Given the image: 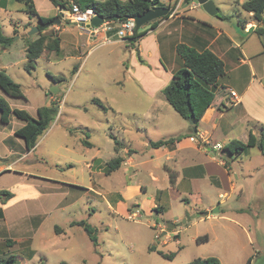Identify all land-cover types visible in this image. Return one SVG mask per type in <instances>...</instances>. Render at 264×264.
<instances>
[{
    "label": "crops",
    "instance_id": "crops-1",
    "mask_svg": "<svg viewBox=\"0 0 264 264\" xmlns=\"http://www.w3.org/2000/svg\"><path fill=\"white\" fill-rule=\"evenodd\" d=\"M10 1L12 0H9L8 4ZM33 1L38 17H45L40 14L36 1ZM99 1L103 2L104 0ZM162 1L164 2V0ZM175 1L168 0L169 5L173 6ZM246 1H239L238 8H241V5ZM60 2L63 3V1ZM197 7L200 6L195 4L188 7L183 6V0H179L176 6L177 10L174 9V16H169L160 22L150 23L144 30L146 35L133 47L119 39L114 33L102 30L99 34L88 35L74 25H66V19L60 11L63 8L54 6L53 9L56 13L52 17L60 16V23L55 24L46 32L58 31L61 52L59 54L52 52L51 55L42 54L40 58L44 57L49 62L56 58L77 61L86 55L88 57L90 52L85 54V49L100 41L111 44L119 43L122 53L119 64L123 77L122 80H118L117 84L124 88L126 80L133 81L155 100L154 104L156 105L142 116L145 118L146 125L156 134L154 136L147 134L144 138L145 142L142 145L141 153L145 156L140 159L139 163H136L134 161L136 152L127 146L125 139H120L118 135L114 134V131L119 135L127 134L131 128L130 125L124 120H121V123L116 118L114 121L103 120V134L104 136L109 135L114 142L117 140L120 143L119 152L117 153L116 150L115 152L123 158V163L118 170L111 174H107L108 163L104 169L102 166H97L98 157L92 156L85 163L90 175H94L93 169L98 167L102 171V175L98 174L99 177H108L120 172L122 179L119 178L121 184L113 194H108L100 184L96 183L92 184L89 191L98 198H102V203L107 201L110 211L127 215L128 218L134 215L153 217L155 212H165L167 215L171 204L170 197L185 202L192 212L201 214V221L206 219V221L215 222L214 231L207 233L210 239L224 249V253L213 254L220 259L222 264H231V260L237 258L238 255L241 259L245 258V264L250 258H252L250 264H256L255 260L264 255V242L259 240V236L264 235V228H260V224L257 222L258 211L264 207V155L258 147H253L243 155L227 156L222 150H215L214 146L224 147L233 140L246 143L251 134L260 140L264 133V37L255 32L258 27L264 25V14L263 21L258 23L254 20L252 13L246 12V17L240 13L242 17L238 21L242 30L240 32L239 29L231 25L228 26L225 23L227 20H222L217 16H215L217 21H214L206 17L210 15H197L195 13ZM0 9L5 12L7 10V8ZM219 13H221L220 9ZM25 15L29 20L27 22L29 29L38 26L37 17L29 18L27 14ZM38 38L37 34L32 37L27 35L25 44L21 47H16L13 42L8 48L0 45V71L9 73V69L15 67L14 59L17 58V52L20 56L25 57L27 63V45ZM179 44L193 47L199 52L210 50L225 65V75L213 88L214 101L203 115L197 128L198 139L192 136L188 121L181 117V120L174 119L177 117L170 118L171 111L167 108L166 103L169 106L170 104L162 93L172 80L173 74L183 66V61L176 51ZM137 53L145 65L139 62ZM7 56L10 57V60ZM127 57L131 58V63H127L129 61ZM86 66L87 62L84 60L74 66L77 69L71 78L73 83L78 81ZM53 75L67 78L61 72H56ZM145 76L149 82L146 81ZM54 85L59 87L57 95H60L61 87L64 85ZM231 90L236 92L239 97V102L235 105H232ZM163 97L166 101H163ZM51 98L57 97L52 96ZM157 99H159V103ZM93 100L92 104H94ZM49 105L48 101L47 106ZM107 108H109L107 112L100 109L104 113L116 117L113 109ZM61 119L62 114L56 118L54 123L61 124ZM117 121L119 123H115ZM11 122L12 120H10ZM12 126L9 135L16 136V131L22 128L24 123H13ZM61 126L65 129L66 136H75L79 141H82L87 154L95 149L96 145L90 139L96 129L82 125L61 124ZM141 131H145V134L148 133L147 128L145 130L137 128V132ZM178 136H182V139L174 143L159 148H154L151 145V143ZM84 142H88L90 146H86ZM5 151L6 156L11 154V151ZM132 151L133 153L130 154ZM31 152H35V148L28 150L25 155ZM96 154L98 155L99 152ZM12 165L1 167L0 171L3 173L0 176L9 172ZM69 167L71 168V166ZM125 167L128 168L126 172L122 171ZM139 171H144L150 188L147 183L136 180ZM171 175L174 176V184H171ZM62 187L66 188V186ZM143 195H149V197L142 199ZM62 205L63 202L55 203L54 209H59ZM215 209H219V212L213 215L212 212ZM7 210V204L0 200V249H3L7 240L10 239V234L7 232V229H11L7 223ZM206 212L209 213L208 216L205 215ZM72 223L70 225L75 224ZM168 224H176V221L168 222L166 225ZM166 225L150 224L149 227L156 233L162 232L163 236H168L166 240H170L171 235H164ZM31 226L35 232L39 231L41 227L40 224H34V222L31 223ZM176 233L171 232L174 236ZM155 239H160L158 234L155 235ZM13 242L14 244L10 248L15 249L18 241L13 240Z\"/></svg>",
    "mask_w": 264,
    "mask_h": 264
},
{
    "label": "rangeland",
    "instance_id": "rangeland-1",
    "mask_svg": "<svg viewBox=\"0 0 264 264\" xmlns=\"http://www.w3.org/2000/svg\"><path fill=\"white\" fill-rule=\"evenodd\" d=\"M35 1L42 16L52 17L56 13L49 0ZM59 1L67 5L63 9L69 8L70 0ZM239 1L241 0H213L221 13L229 17L225 23L242 32L238 25V21L242 18L240 13L245 17L247 15L242 8H238ZM163 3L169 5L168 0H164ZM24 10L25 5L14 0L9 2L6 12L0 9V25L3 33L13 38L16 47L24 46L27 35L29 36L34 28L29 29L27 24L29 20ZM196 11L197 15H209L202 7H197ZM206 17L217 21L215 17ZM65 22L66 25H72L67 19ZM148 25L142 27L141 32L147 29ZM112 27L120 29L121 25H112ZM51 31L58 34L56 30ZM127 43L133 47L136 45V43L134 45ZM88 52H90L88 57L86 55L77 61L56 58L49 62L41 57L31 73L25 69L24 56H20L17 52V58L13 57L16 65L9 69L7 74L21 86L25 99L9 98L1 90L0 97L6 99L12 109L22 110L35 118L37 110L47 106L48 101L57 103L58 116L62 114L61 124L82 125L96 129L90 139L96 147L87 154L82 141L75 136H66L61 124L54 123L39 137L35 152L25 155L29 150L25 142L9 135L13 123L23 122L13 115L10 124L0 123V168L13 164L9 172L0 176V192L9 191L14 195L5 203L8 209L7 223L11 227L7 232L10 234V239L18 241L15 249L7 246L0 249V257L13 255L15 264H191L195 259L215 257L213 254L224 253L223 247L210 237L208 242H197L198 238L208 235L207 232L214 231L215 222L206 219L201 221V214L192 212L185 202L170 197L171 204L167 215L165 212H155L153 217L143 215L130 219L127 215L110 211L107 201L102 203V198L89 191L92 184L96 183L100 184L108 194H113L121 184L119 178L122 179L120 172L108 177H99L98 174L102 175V171L98 167L93 169L94 175H90L85 163L92 156L98 157L97 166H102L104 169L108 162L118 156L115 152L114 140L109 135L103 134V120L114 121L116 118L130 125L127 134L119 135L116 131L114 134L120 139H125L127 146L136 152L134 161L139 163L145 156L141 153L144 138L147 134L150 136L156 134L146 125L142 115L156 104H154L155 100L137 83L126 80L124 88L117 84L123 77L119 64L122 59L119 43L100 41L85 49L84 53ZM43 54L53 53L44 51ZM7 58L10 60L9 56ZM127 59H129L127 63H131V58L127 57ZM83 60L87 62L86 69L78 81L73 83L71 71ZM56 72L65 74L68 82L64 83L65 85L61 84L64 86L61 87L60 95H51L50 89L54 86V82L48 74L53 75ZM145 78L149 82L146 76ZM52 96L57 98L52 99ZM93 99H99L105 106L111 107L116 117L104 113L102 109L92 104ZM162 99L166 101L164 97ZM157 101L159 103V99ZM166 105L171 111L170 118L180 119L174 109L167 103ZM137 128L141 130L147 128L148 133L137 132ZM5 150L11 151V154L6 156ZM127 169L125 167L122 171L126 172ZM1 173L3 171H0ZM136 180L147 183L150 188L144 171L137 173ZM148 197L149 195H143L141 198ZM59 202H63V205L59 209H54V204ZM258 214L257 222L260 228H264V207L258 211ZM82 221L96 229L97 246L91 242L83 227L70 225L72 222L74 224ZM172 221H176V224L166 225ZM32 222L41 225L39 231L35 232L31 226ZM150 224L166 225L164 232L166 235H171V239L166 240L168 236H163L160 231L154 232L149 227ZM171 232L177 233L174 236ZM156 234L160 239H155ZM259 240L264 242V235L259 236ZM150 247H155L166 254L173 253L175 258L165 259L157 252H150ZM254 258L256 259V256ZM255 261L256 264H264V255ZM231 264H245V258L241 259L238 255L231 260Z\"/></svg>",
    "mask_w": 264,
    "mask_h": 264
},
{
    "label": "trees",
    "instance_id": "trees-1",
    "mask_svg": "<svg viewBox=\"0 0 264 264\" xmlns=\"http://www.w3.org/2000/svg\"><path fill=\"white\" fill-rule=\"evenodd\" d=\"M8 1L9 0H0V8L6 9ZM14 1L24 4V13L27 14L29 18L37 17L39 22L37 26V35L39 38L34 42L28 43L26 50L27 63L25 69L28 73H31V71L35 69L36 61L40 58L44 51L54 52L56 54L61 52V43L58 34L53 31H50L49 34L46 32L51 27L55 26V21L57 19L60 20L61 18L59 16L38 17L33 0ZM49 1L55 7L65 8L67 6L59 0ZM177 3L178 2L171 6L165 5L162 0H104L103 2L98 0H72L68 2V6L70 7L72 4H76L83 10L91 9L97 16L112 18V20L108 23L112 25H121L131 18L144 15L153 7L170 8L171 14ZM241 8L247 13H252L256 22L260 23L263 21L264 0H247L241 5ZM170 14L163 19H167ZM217 17L222 20L229 19V17L224 16L221 13H219ZM161 20H157L152 23L160 22ZM255 32L264 37V28L258 27ZM145 35V31L140 32V29H135V37L131 40L130 44L134 45ZM12 42L13 38L7 37L3 33L2 26L0 25V45L4 48H8L11 46ZM176 51L179 58L183 61V66L173 74L172 80L163 89L162 93L170 106L182 119L186 121L191 119L193 121L194 126H190L191 134L198 139L199 135L194 132L193 128H198L203 115L212 105L215 98L213 88L217 86L219 79L225 75V65L224 62L210 50L199 52L193 47H189L185 44H179ZM137 56L139 62L145 65V62L139 53H137ZM76 69L77 68L74 67L71 75L76 73ZM48 75L56 85H61L67 82V78L65 77L54 76L52 74ZM0 90L9 98L25 99L21 86L16 83L5 71H0ZM50 94L52 95V93ZM93 103L102 108L105 112L109 110V108H107L98 99H94ZM13 115L24 123V126L17 130L15 135L25 142L30 151L36 147L39 137H41L55 122L59 115V106L57 103L53 102L50 103L49 106L41 107L37 110V117L35 118L22 110L12 109L9 102L0 97V123L2 125H8ZM181 139L182 136H178L176 138L151 143V145L154 148H159ZM84 144L86 146H90L88 142H84ZM119 147L120 143L115 140V150L117 153L120 150ZM253 147H258L264 155V133L262 134L260 140L252 134L246 143L233 140L224 146L222 151L225 152L227 156H240ZM122 163L123 158L119 156L108 162L107 174H111L118 170ZM171 184H174V176L172 175ZM0 197L1 202L5 204L13 197V194L9 191H2ZM74 225L83 227L91 242L95 246L98 245L96 229L84 221L75 223ZM208 241V235L197 239L198 243H205ZM13 244L14 242L12 240H7L6 242V246L9 248ZM149 251L157 252L161 257L168 260H173L175 258V254H166L162 251H157L155 247H150ZM251 260L252 258H250L246 264H250ZM0 264H15V258L13 255H5L0 257ZM191 264L222 263L215 257H208L205 259H195Z\"/></svg>",
    "mask_w": 264,
    "mask_h": 264
},
{
    "label": "built area",
    "instance_id": "built-area-1",
    "mask_svg": "<svg viewBox=\"0 0 264 264\" xmlns=\"http://www.w3.org/2000/svg\"><path fill=\"white\" fill-rule=\"evenodd\" d=\"M177 6V5H176ZM175 6V9L177 10ZM61 13L64 14L65 19H67L72 25L77 27L80 31L88 35L99 34L100 31H105L107 33H114L119 39L127 42H131V40L135 37V29L136 24L133 18L129 19L127 22L121 24V28L117 29L116 27H112V24L106 22L102 26L95 28L92 25L93 19L97 17L91 9L83 10L78 5L72 4L68 9H60ZM175 14V10L172 11L170 17H173ZM230 94L233 98L232 105H235L239 102V97L234 91H230ZM214 149L217 151H221L223 149L222 146L216 145ZM137 217L136 215L131 216L130 219H134Z\"/></svg>",
    "mask_w": 264,
    "mask_h": 264
},
{
    "label": "water",
    "instance_id": "water-1",
    "mask_svg": "<svg viewBox=\"0 0 264 264\" xmlns=\"http://www.w3.org/2000/svg\"><path fill=\"white\" fill-rule=\"evenodd\" d=\"M183 1L185 4L184 6H186V7H188L192 4L199 5L212 17L218 16V14H219V9L217 8V6L213 2V0H183ZM170 12H171V9L167 8V7H153L150 10H148L144 15L136 16L133 18L135 21V24H136V29L139 30L149 23L163 19V18L167 17L170 14ZM111 20H112V18H104V17L97 16L93 19L92 25H93V27L98 28V27L102 26L104 23L109 22ZM58 23H60V20L57 19L55 21V24H58ZM262 28H264V25H262ZM37 33H38V28L34 27L32 29V31L29 33V35L32 36V35H35ZM50 92L54 95L58 94L59 87L54 85L50 89ZM188 123L191 127L194 126V123L191 119L188 120ZM193 130L195 133L198 134L197 128L194 127ZM218 212H219V209H215L212 212V214L216 215V214H218ZM205 215L208 216L209 213L206 212ZM164 235H165V232H164Z\"/></svg>",
    "mask_w": 264,
    "mask_h": 264
}]
</instances>
